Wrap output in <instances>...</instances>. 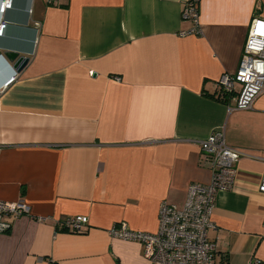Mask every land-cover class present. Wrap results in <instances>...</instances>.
I'll return each instance as SVG.
<instances>
[{
    "label": "crops",
    "instance_id": "crops-1",
    "mask_svg": "<svg viewBox=\"0 0 264 264\" xmlns=\"http://www.w3.org/2000/svg\"><path fill=\"white\" fill-rule=\"evenodd\" d=\"M185 1L13 0L0 12V200L28 207L5 218L0 264H153L109 230L154 234L163 203L208 185L199 142L217 129L241 157L215 196L214 261L264 264V94L232 112L216 99L264 0H200L197 31L181 35L194 28ZM7 51L28 59L21 71ZM76 216L83 233L62 227Z\"/></svg>",
    "mask_w": 264,
    "mask_h": 264
},
{
    "label": "built area",
    "instance_id": "built-area-1",
    "mask_svg": "<svg viewBox=\"0 0 264 264\" xmlns=\"http://www.w3.org/2000/svg\"><path fill=\"white\" fill-rule=\"evenodd\" d=\"M13 0H1L0 12L12 7ZM57 0H46L48 5ZM200 0H186L181 18L189 20L198 29V4ZM264 19L253 18L237 71L233 75H224L218 81L219 95L229 96V112L251 109L255 99L264 94ZM5 25L0 24V35ZM15 80L11 77L3 85L5 89ZM118 80V79H117ZM2 89H0V94ZM204 163L211 172L208 185L190 184L184 203L180 206L163 203L160 208L159 225L156 233L128 230L125 223L109 230V236L142 245L143 257L153 264H216L213 254L214 244L209 240V230L213 228L211 216L215 207V196L219 191L230 190L235 178V165L241 157L239 150L226 145L224 130L217 129L205 140L200 141ZM258 192L264 194V174L258 186ZM28 213V207L22 201L7 202L0 200V235L10 229L7 216L19 217ZM88 220L76 216L65 220L62 227L72 233H83ZM264 229V223H263ZM46 264H54L51 260ZM249 264H258L252 261Z\"/></svg>",
    "mask_w": 264,
    "mask_h": 264
},
{
    "label": "water",
    "instance_id": "water-1",
    "mask_svg": "<svg viewBox=\"0 0 264 264\" xmlns=\"http://www.w3.org/2000/svg\"><path fill=\"white\" fill-rule=\"evenodd\" d=\"M4 57L13 64V69L17 72L21 71L26 64L28 63V59L25 57H20L17 53L12 51H7L4 53Z\"/></svg>",
    "mask_w": 264,
    "mask_h": 264
},
{
    "label": "trees",
    "instance_id": "trees-1",
    "mask_svg": "<svg viewBox=\"0 0 264 264\" xmlns=\"http://www.w3.org/2000/svg\"><path fill=\"white\" fill-rule=\"evenodd\" d=\"M226 96L225 95H218V97H216V99L217 100H221V101H223V102H226L227 100H226V98H225ZM226 260L225 261H223L222 260V263L221 264H227V258H225Z\"/></svg>",
    "mask_w": 264,
    "mask_h": 264
},
{
    "label": "snow or ice",
    "instance_id": "snow-or-ice-1",
    "mask_svg": "<svg viewBox=\"0 0 264 264\" xmlns=\"http://www.w3.org/2000/svg\"><path fill=\"white\" fill-rule=\"evenodd\" d=\"M260 27L264 28V25H260Z\"/></svg>",
    "mask_w": 264,
    "mask_h": 264
}]
</instances>
